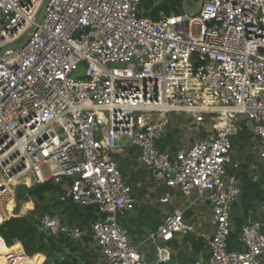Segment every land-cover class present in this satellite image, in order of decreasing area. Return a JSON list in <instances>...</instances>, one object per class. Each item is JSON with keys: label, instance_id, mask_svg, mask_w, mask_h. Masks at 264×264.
Returning <instances> with one entry per match:
<instances>
[{"label": "built area", "instance_id": "built-area-1", "mask_svg": "<svg viewBox=\"0 0 264 264\" xmlns=\"http://www.w3.org/2000/svg\"><path fill=\"white\" fill-rule=\"evenodd\" d=\"M139 6L0 0V225L15 218L4 213L15 208V188L24 186L29 200V189L50 183L63 201L104 215L90 237L105 264H167L159 244L196 234L187 214L204 204L213 230L199 237L208 256L190 264H264V173L251 180L260 184L259 215L246 218L237 246L230 244L242 194L233 139L246 131L249 155L264 165V0H203L195 16L156 20L141 17ZM82 65L84 79L72 78ZM170 114L184 117L193 134L175 152L157 144ZM127 148L138 149L140 166L163 190L146 195L149 203L182 200L146 235L152 262L120 224L136 205L115 159ZM21 176L31 185L12 187ZM39 227L71 240L85 235L52 214Z\"/></svg>", "mask_w": 264, "mask_h": 264}, {"label": "crops", "instance_id": "crops-1", "mask_svg": "<svg viewBox=\"0 0 264 264\" xmlns=\"http://www.w3.org/2000/svg\"><path fill=\"white\" fill-rule=\"evenodd\" d=\"M178 118H181L180 121L184 122L185 130H190L187 127L186 119L184 117ZM172 124L177 125L178 128L180 126L178 120ZM165 137H167V133L159 138L158 147L161 150L175 152L191 143L193 134L191 130L189 136L188 134L183 136V133L181 135L178 133L173 140L171 139L172 141L170 139L162 140ZM235 147L238 151L244 150L242 154L245 165L242 164L239 158L236 159L241 164L238 177L242 194L233 206L232 221L236 231L233 232L230 239L233 248L237 246V229L242 222L246 218L254 219L259 215L260 184H252L251 180L254 175L264 173L262 161L249 155L251 144L250 136L246 131L233 139V151L236 150ZM138 156L139 151L136 148L123 149L115 154L119 170L128 181L136 202L134 210L120 219V224L129 242L136 246L149 262H152L156 258V250L150 242L146 241V235L158 226L172 209L182 206V200L177 194L172 203L167 206L149 203L145 199L146 195H149L151 199H155L163 190L153 182L149 173L140 166ZM25 183L27 181L24 179L23 184ZM24 205L30 206L29 211L24 215L27 216L34 210L35 204L29 199ZM40 206L46 210L44 214L58 216L63 224L70 228H80L85 231V235L79 240H71L64 235H52L39 227L38 247L40 251L35 254L33 264H105L99 247L90 237L91 224L98 219H102L103 214L94 207L82 208L63 201L55 190H51L44 195ZM187 219L195 225L196 234L185 238L176 237L172 242L159 244L160 247L166 248V254L169 257L167 264H190L196 260H205L208 256L199 234L211 233L213 230L209 208L204 204L198 205L187 214ZM23 255L26 256L24 253Z\"/></svg>", "mask_w": 264, "mask_h": 264}, {"label": "trees", "instance_id": "trees-1", "mask_svg": "<svg viewBox=\"0 0 264 264\" xmlns=\"http://www.w3.org/2000/svg\"><path fill=\"white\" fill-rule=\"evenodd\" d=\"M190 3L193 4L194 0H190ZM182 12L183 0H140L139 15L141 17L156 20L160 14L170 16ZM51 190L56 191L58 188L50 183H44L29 189L30 192L27 194L35 204L34 210L24 216L29 209L23 205L20 212L22 217L10 218L0 225V264L34 263L35 254L40 251L38 247L39 218L44 215L41 211L45 210L40 203L44 195ZM14 209L12 204H9L7 211L10 216L13 215Z\"/></svg>", "mask_w": 264, "mask_h": 264}, {"label": "water", "instance_id": "water-1", "mask_svg": "<svg viewBox=\"0 0 264 264\" xmlns=\"http://www.w3.org/2000/svg\"><path fill=\"white\" fill-rule=\"evenodd\" d=\"M202 2H203V0H194V3L191 4L190 0H183V11L185 13H187L188 15L195 16L199 13ZM43 11H44V6H43V8H41V10H40V12H39V14L35 20L36 25L39 24V22L41 21L42 16H43ZM35 29H36V27L33 26L30 31L34 32ZM27 39H28V35H26V37L23 38V40H21V42L18 46L19 47L23 46L27 42ZM262 52H263L262 49L258 50V53L261 54ZM25 195H26V192H25L24 186H19V187L14 189V196H15V198H14L15 199L14 200L15 209L13 211L14 217H22V215L20 214L21 208L24 204H26L28 202V198Z\"/></svg>", "mask_w": 264, "mask_h": 264}, {"label": "rangeland", "instance_id": "rangeland-1", "mask_svg": "<svg viewBox=\"0 0 264 264\" xmlns=\"http://www.w3.org/2000/svg\"><path fill=\"white\" fill-rule=\"evenodd\" d=\"M83 75H84V67H83V65L82 66H79V68H78V70L76 71V72H74L72 75H71V77L72 78H74V79H84V77H83ZM168 120H169V125H170V127H168V129H167V137H165V138H163L162 140H164V139H166V140H173L176 136H177V134L179 133L180 135L183 133V136L184 135H187L188 134V136L190 135V130H185V125H184V122H182V121H180L181 120V118H178V117H176L175 115H172V114H170V115H168ZM172 120H173V122L174 121H177L178 120V122H179V124L178 125H180L179 126V128L177 127V125L175 126L174 124H172L173 122H172ZM172 124V125H171ZM171 126H172V128H171ZM175 126V127H174ZM176 132H178V133H176ZM171 140V141H172ZM235 149H236V147H235ZM243 151L244 150H241V151H238L237 149L235 150V151H233L232 153H231V157L232 158H234V159H240V161L242 162V164L243 165H245V161H243V159H244V157H243ZM245 160V159H244ZM257 163H259V162H257ZM258 165V164H257ZM24 179L27 181V182H30V184H31V181H30V179H29V177H24V178H22L21 180H19V181H17L12 187H16V186H18V185H20V184H23L24 183ZM30 191H27V193H29ZM56 193L59 195V198L60 199H62L61 198V194H60V191H59V189L58 190H56ZM26 207H28V209L30 208V206L29 205H26ZM95 208V207H94ZM97 210V209H96ZM45 212V210H42L41 211V213H44Z\"/></svg>", "mask_w": 264, "mask_h": 264}, {"label": "bare ground", "instance_id": "bare-ground-1", "mask_svg": "<svg viewBox=\"0 0 264 264\" xmlns=\"http://www.w3.org/2000/svg\"><path fill=\"white\" fill-rule=\"evenodd\" d=\"M24 177H26V176H21V177L15 179V180H12V181H11V186H13L17 181L21 180V179L24 178ZM25 184H26L27 186H29V185H30V182H27V183H25ZM7 207H8V206H7ZM7 207H5V209H4V213H5L6 217L8 218V217H10V215H9V213H8V211H7Z\"/></svg>", "mask_w": 264, "mask_h": 264}]
</instances>
